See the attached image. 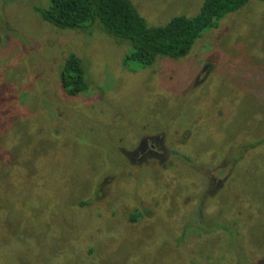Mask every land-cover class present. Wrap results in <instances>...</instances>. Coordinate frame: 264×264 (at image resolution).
I'll use <instances>...</instances> for the list:
<instances>
[{"label":"rangeland","instance_id":"374dc122","mask_svg":"<svg viewBox=\"0 0 264 264\" xmlns=\"http://www.w3.org/2000/svg\"><path fill=\"white\" fill-rule=\"evenodd\" d=\"M131 1L158 26L203 0ZM48 4L0 0V264H264V1L149 66ZM154 134L168 157L130 160Z\"/></svg>","mask_w":264,"mask_h":264},{"label":"trees","instance_id":"16d2710c","mask_svg":"<svg viewBox=\"0 0 264 264\" xmlns=\"http://www.w3.org/2000/svg\"><path fill=\"white\" fill-rule=\"evenodd\" d=\"M248 1L203 0L195 15H175L158 26H149L131 0H49L46 8L34 6V10L57 28L83 31L102 28L130 44L128 60L135 59L142 66H149L160 58L177 59L187 55L206 29L216 27L223 15L238 10ZM91 81L82 59L70 54L60 72L64 90L69 95H78L91 87Z\"/></svg>","mask_w":264,"mask_h":264},{"label":"flooded vegetation","instance_id":"af4514ba","mask_svg":"<svg viewBox=\"0 0 264 264\" xmlns=\"http://www.w3.org/2000/svg\"><path fill=\"white\" fill-rule=\"evenodd\" d=\"M148 141L150 142L149 144H148ZM161 144H162V142L158 141V135H155V134L152 136L151 135H147V136L145 135L139 139V141L137 142L134 149L126 151V154L130 158V160H133L134 157L139 155L143 161H145L147 158H152V157H153L152 159H159L162 157V155L164 157H166V156L168 157L167 152L162 153L161 155H160V152L156 153L155 150L159 151V149H161V146H160ZM174 153L177 154L176 152H174ZM151 155H155V157L151 156Z\"/></svg>","mask_w":264,"mask_h":264}]
</instances>
